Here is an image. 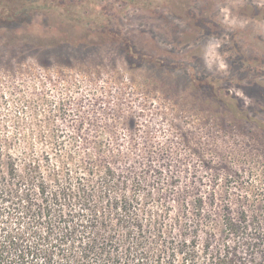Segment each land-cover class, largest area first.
I'll list each match as a JSON object with an SVG mask.
<instances>
[{"label":"rangeland","instance_id":"374dc122","mask_svg":"<svg viewBox=\"0 0 264 264\" xmlns=\"http://www.w3.org/2000/svg\"><path fill=\"white\" fill-rule=\"evenodd\" d=\"M7 136L102 137L189 216L264 215V0H0Z\"/></svg>","mask_w":264,"mask_h":264},{"label":"trees","instance_id":"16d2710c","mask_svg":"<svg viewBox=\"0 0 264 264\" xmlns=\"http://www.w3.org/2000/svg\"><path fill=\"white\" fill-rule=\"evenodd\" d=\"M105 141L0 138V264H264V215L197 197L189 216L161 171L152 186Z\"/></svg>","mask_w":264,"mask_h":264}]
</instances>
